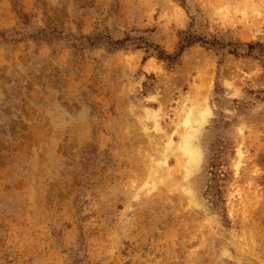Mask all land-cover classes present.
Masks as SVG:
<instances>
[{"label":"rangeland","instance_id":"rangeland-1","mask_svg":"<svg viewBox=\"0 0 264 264\" xmlns=\"http://www.w3.org/2000/svg\"><path fill=\"white\" fill-rule=\"evenodd\" d=\"M0 264H264V0H0Z\"/></svg>","mask_w":264,"mask_h":264},{"label":"bare ground","instance_id":"bare-ground-1","mask_svg":"<svg viewBox=\"0 0 264 264\" xmlns=\"http://www.w3.org/2000/svg\"><path fill=\"white\" fill-rule=\"evenodd\" d=\"M187 117L188 115L185 118L187 119ZM192 117H194V115ZM206 119H207L206 113H202L198 115V117L196 118V121H198L199 124L201 125L204 121H206ZM196 132H197L196 130H192L188 133L186 132L185 139L183 138L182 151L187 155L190 169H195L201 159V153H200L199 148L195 146L191 141L188 140L189 138L195 137Z\"/></svg>","mask_w":264,"mask_h":264},{"label":"trees","instance_id":"trees-1","mask_svg":"<svg viewBox=\"0 0 264 264\" xmlns=\"http://www.w3.org/2000/svg\"><path fill=\"white\" fill-rule=\"evenodd\" d=\"M194 41V36L189 32V31H186L183 33V36L181 38V42H180V45H179V50L177 53L175 54H167L165 53L164 51H158V53L156 54V56L159 58V59H165L167 61H173L175 60L178 56H179V52H181L184 48V46H187L188 43H192Z\"/></svg>","mask_w":264,"mask_h":264}]
</instances>
